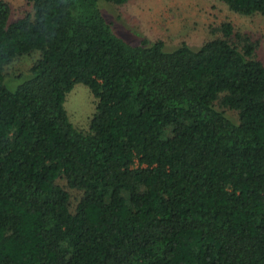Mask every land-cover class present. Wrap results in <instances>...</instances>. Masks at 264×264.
Returning <instances> with one entry per match:
<instances>
[{
    "label": "trees",
    "instance_id": "obj_1",
    "mask_svg": "<svg viewBox=\"0 0 264 264\" xmlns=\"http://www.w3.org/2000/svg\"><path fill=\"white\" fill-rule=\"evenodd\" d=\"M26 1L14 19L0 0V264H264L258 42L223 21L195 50L131 45L97 0ZM34 51L8 90L5 65ZM76 83L86 130L63 108Z\"/></svg>",
    "mask_w": 264,
    "mask_h": 264
},
{
    "label": "rangeland",
    "instance_id": "obj_2",
    "mask_svg": "<svg viewBox=\"0 0 264 264\" xmlns=\"http://www.w3.org/2000/svg\"><path fill=\"white\" fill-rule=\"evenodd\" d=\"M6 1L14 19L30 10L26 0ZM96 7L113 33L128 44L137 45L143 41L151 44L159 39L165 51L174 50L182 43L195 50L219 34L216 28L223 21H230L237 30L258 42L256 55L264 62V16L236 14L219 0H128L122 4L97 0ZM37 56L38 52L34 51L5 65L3 84L8 90H14L30 77L29 67ZM95 106V97L82 83H76L63 102L68 120L83 130L88 128Z\"/></svg>",
    "mask_w": 264,
    "mask_h": 264
}]
</instances>
